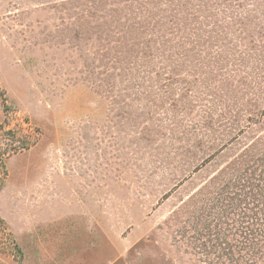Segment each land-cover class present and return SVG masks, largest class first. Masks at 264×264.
Instances as JSON below:
<instances>
[{
  "label": "rangeland",
  "instance_id": "obj_1",
  "mask_svg": "<svg viewBox=\"0 0 264 264\" xmlns=\"http://www.w3.org/2000/svg\"><path fill=\"white\" fill-rule=\"evenodd\" d=\"M263 150L264 0H0V264H218Z\"/></svg>",
  "mask_w": 264,
  "mask_h": 264
},
{
  "label": "trees",
  "instance_id": "obj_2",
  "mask_svg": "<svg viewBox=\"0 0 264 264\" xmlns=\"http://www.w3.org/2000/svg\"><path fill=\"white\" fill-rule=\"evenodd\" d=\"M203 206L190 226L201 253L218 264H264V150Z\"/></svg>",
  "mask_w": 264,
  "mask_h": 264
}]
</instances>
